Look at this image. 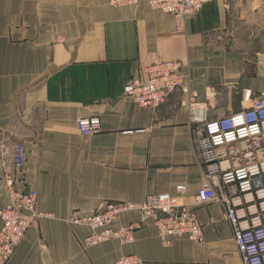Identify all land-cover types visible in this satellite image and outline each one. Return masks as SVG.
Wrapping results in <instances>:
<instances>
[{
  "label": "crops",
  "instance_id": "obj_1",
  "mask_svg": "<svg viewBox=\"0 0 264 264\" xmlns=\"http://www.w3.org/2000/svg\"><path fill=\"white\" fill-rule=\"evenodd\" d=\"M109 2L0 0V210L9 202L4 172L21 142V187L38 192L37 208L48 216L8 264H116L125 256L143 264H242L219 204L193 208L204 244L174 238L165 246L150 218L133 244L86 249L88 229L70 219L158 193L192 207L205 175L190 106H203L216 121L264 99V0L209 3L185 31L146 1L122 8ZM156 58L182 62L184 82L150 110L129 100L124 88L146 81ZM91 117L100 118L102 131L79 135L78 120ZM142 218L128 211L114 228Z\"/></svg>",
  "mask_w": 264,
  "mask_h": 264
},
{
  "label": "built area",
  "instance_id": "obj_2",
  "mask_svg": "<svg viewBox=\"0 0 264 264\" xmlns=\"http://www.w3.org/2000/svg\"><path fill=\"white\" fill-rule=\"evenodd\" d=\"M146 1L150 8L172 16L175 28L185 31L189 21L205 5L226 0H110L112 8L138 6ZM179 61L156 58L147 68L148 79L133 80L124 88L125 96L134 104L157 110L183 87ZM193 141L204 168L205 180L199 187L192 207L169 193L152 194L138 204L108 203L92 216L74 212L70 223L87 228L83 241L86 249L109 241L122 245L135 242L136 233L148 219L155 218L159 237L165 246L174 238H186L204 244L203 227L193 208L219 204L225 210L242 264H264V99L251 108L216 121H209L203 106L191 105L189 111ZM79 135L89 137L102 131L99 117L78 120ZM26 150L20 142L13 150V163L5 169L4 180L9 193L8 204L0 210V264H8L27 232L47 214L37 208L38 192L24 190L22 173ZM182 195L185 186L176 188ZM128 211H139L143 218L128 226L114 228L118 218ZM136 256H125L116 264H143Z\"/></svg>",
  "mask_w": 264,
  "mask_h": 264
}]
</instances>
